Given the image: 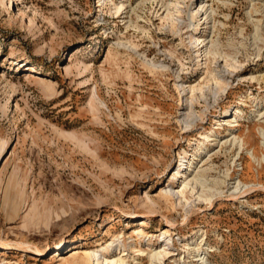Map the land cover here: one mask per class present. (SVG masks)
<instances>
[{"label": "rangeland", "instance_id": "1", "mask_svg": "<svg viewBox=\"0 0 264 264\" xmlns=\"http://www.w3.org/2000/svg\"><path fill=\"white\" fill-rule=\"evenodd\" d=\"M206 2L176 30L160 0H0V264H149L165 238L160 264H264V0ZM185 161L207 186L177 199Z\"/></svg>", "mask_w": 264, "mask_h": 264}, {"label": "bare ground", "instance_id": "2", "mask_svg": "<svg viewBox=\"0 0 264 264\" xmlns=\"http://www.w3.org/2000/svg\"><path fill=\"white\" fill-rule=\"evenodd\" d=\"M181 1L182 0H160L161 2V5L163 7H165V9L167 10L166 11V14H165V18L169 19L172 23V27L173 25L176 27H178V25L180 24V21L179 19L181 18V14H182V11L184 10V8H182L183 6H181ZM127 3V2H126ZM195 3V11H192L191 13H189V17L192 20H196L197 18L201 17L202 19H204L205 21L207 20L206 24L210 22V19L213 18V14H214V9L211 5L207 4L206 0H191V4ZM189 6V5H188ZM186 11V10H185ZM183 16V15H182ZM189 21V20H188ZM202 22V21H201ZM185 23V22H184ZM194 23L193 21L191 22V24ZM200 23H198V28L201 26L199 25ZM212 24V21L211 23ZM209 24V25H210ZM189 25V23H188ZM130 26V25H129ZM254 26H255V36H258L259 34V25H258V22H254ZM211 28V26H210ZM204 29V28H203ZM177 30V28H176ZM202 31V30H201ZM200 30H197L195 33H194V36L193 34L191 35V37L193 39H195V41H191L192 44L196 43V48L198 51H202L203 50V54L205 56L208 57V54L210 53V51L212 50H216L217 49V45L218 44V40H215V39H212V37L210 36L208 38V35L202 33ZM212 32V31H211ZM193 47V46H192ZM220 47V46H219ZM195 48V49H196ZM220 49V48H219ZM134 50V49H133ZM135 52V51H134ZM221 52V51H220ZM219 52V53H220ZM222 54V53H221ZM142 55V54H141ZM201 55V54H199ZM211 56V54H210ZM219 56V55H218ZM223 56V55H222ZM144 57V56H143ZM214 57V55H213ZM218 58V57H216ZM205 59V58H204ZM209 58H207L206 60H208ZM212 60V58H211ZM150 61V60H149ZM210 61V60H209ZM232 63V62H231ZM151 65V64H150ZM158 66V65H157ZM216 66V65H215ZM222 66V64H221ZM221 68V67H220ZM216 69V68H215ZM224 69V68H223ZM211 70V68L209 69ZM213 70V69H212ZM219 71V70H218ZM229 71V70H228ZM234 71V70H233ZM220 72V71H219ZM221 73V72H220ZM231 73V72H230ZM215 76V75H214ZM217 76V75H216ZM222 76V75H221ZM219 77V76H218ZM223 77V76H222ZM212 78V77H211ZM215 78V77H214ZM209 80V78H208ZM226 80V79H225ZM182 81V80H181ZM179 83V82H178ZM213 83V82H212ZM209 85V83H208ZM178 86V85H177ZM180 88L182 91H185V87L183 86V84H179ZM178 86V87H179ZM186 86V85H185ZM211 86V85H210ZM202 87V86H201ZM217 87V86H216ZM192 90H193V86L191 87ZM190 88V89H191ZM199 88V87H197ZM207 89V88H206ZM197 90H200V89H197ZM210 90V89H209ZM196 91V90H195ZM202 91V90H201ZM188 92V91H187ZM192 92V91H191ZM183 93V92H182ZM195 93V92H194ZM204 93V92H202ZM185 94V93H183ZM187 94V93H186ZM197 94V93H195ZM194 95V94H193ZM214 95V94H213ZM204 96V95H202ZM187 97V96H186ZM205 97V96H204ZM201 98V97H200ZM192 101H193V98H191ZM211 99V98H210ZM216 99V98H215ZM186 101H187V98H186ZM191 101V100H190ZM188 102V101H187ZM197 102V101H196ZM190 104V103H189ZM188 105V104H187ZM257 109V108H256ZM191 112V111H190ZM240 110H236L235 113H239ZM188 113V112H187ZM193 114V112H191ZM190 113V114H191ZM237 115V114H236ZM191 116V115H190ZM188 117V116H187ZM228 118V117H227ZM192 119V118H191ZM190 121V120H189ZM228 122H232V121H236V118L235 116H231V118L227 119ZM237 122V121H236ZM188 123V122H187ZM191 124V123H189ZM192 125V124H191ZM261 133L264 137V129L261 130ZM209 139V138H208ZM215 138L213 137L212 139L210 140H214ZM235 141H238L236 137H234V142ZM213 144V143H211ZM204 145V144H203ZM243 146V141L239 140V148L241 149ZM203 148V149H202ZM208 148V146H207ZM206 150V149H205ZM204 151V147L201 146V149L199 150V154L202 152L203 153ZM252 156L257 159L256 155L254 154V152L252 151L251 152ZM196 155V154H195ZM200 158V157H199ZM209 158V157H208ZM187 163V165H186ZM193 166V167H192ZM196 166L197 165H194V163L191 161V162H182L181 163V167H177L175 168V173L178 174V173H182V175L184 176L183 178V186L182 188L180 189H177V190H174L172 188V186L167 189H165V192L166 194H170L174 197H176L177 199H181L182 197L185 196V189L187 187L189 188H196V186L198 184H200L201 186H207L206 183V176H205V172L202 173L201 171H198L197 172H194V170L196 169ZM192 167V170L191 172H187V170L189 171V169H191ZM176 174H173V179L176 178ZM221 180L217 181V184H221ZM216 183V181H215ZM198 187V186H197ZM231 188H232V192L231 193H238L240 191H242V189L244 188V184L242 183V181L240 180H237L235 182H233V184L231 185ZM196 190V189H195ZM206 190V189H204ZM221 192V191H220ZM215 194V193H214ZM203 195V192L202 193H199L198 194V197L201 198ZM211 195V194H210ZM213 196V194H212ZM210 196V197H212ZM209 197V196H208ZM209 197V199H211ZM207 198V197H206ZM143 220V219H141ZM140 220V221H141ZM139 224L143 225L145 224V221H141ZM137 234H138V231H137ZM164 235V234H163ZM166 241V247H164L163 249H159V250H149L146 254L149 256V264H160L162 262V258L166 257L167 255H169L170 253V250L168 249L169 246L171 245L172 241L171 239L169 238H165L164 239ZM119 244H116L114 246V241L110 242L106 247L103 248V251L106 252V253H109L111 250H116L118 249L119 247ZM189 246V245H188ZM190 247V246H189ZM202 246H193L192 249L190 250L189 254L192 253V258L190 261H196V262H193L192 264H207V260H206V252H207V248H201ZM113 248V249H112ZM191 248V247H190ZM124 250V249H123ZM75 252H78V251H75ZM128 253H125L123 252V254L121 255V257H119L118 259L117 258H108L105 253H101L100 251L98 250H92V251H87V254L85 253L86 257H88L87 259H89V261L96 263V264H102L104 262H106L107 264H117V263H120V264H132L130 263L129 261L125 260V258L123 256L127 255ZM142 254H145L144 251H142ZM191 255V254H190ZM189 255V256H190ZM135 260V259H134ZM89 262V263H90ZM136 262V260H135ZM140 264V262H137ZM178 264H186V263H181V261H177Z\"/></svg>", "mask_w": 264, "mask_h": 264}]
</instances>
